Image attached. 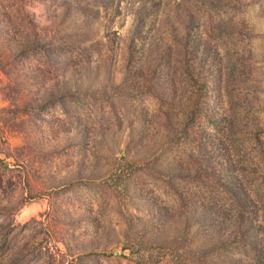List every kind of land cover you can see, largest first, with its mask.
I'll return each instance as SVG.
<instances>
[{
	"label": "rangeland",
	"instance_id": "obj_1",
	"mask_svg": "<svg viewBox=\"0 0 264 264\" xmlns=\"http://www.w3.org/2000/svg\"><path fill=\"white\" fill-rule=\"evenodd\" d=\"M0 264H264V0H0Z\"/></svg>",
	"mask_w": 264,
	"mask_h": 264
},
{
	"label": "trees",
	"instance_id": "obj_2",
	"mask_svg": "<svg viewBox=\"0 0 264 264\" xmlns=\"http://www.w3.org/2000/svg\"><path fill=\"white\" fill-rule=\"evenodd\" d=\"M187 75H189L190 76V79H194L193 77H192V75L191 74H189V72H187ZM203 167V166H202ZM188 170H189V168H188V166H187V169H186V171H187V173H188V175H189V172H188ZM203 170H204V172H203V174L204 175H207V176H210V175H212L211 174V172H208L207 171V169H205V167H203ZM180 175H182V174H180Z\"/></svg>",
	"mask_w": 264,
	"mask_h": 264
}]
</instances>
